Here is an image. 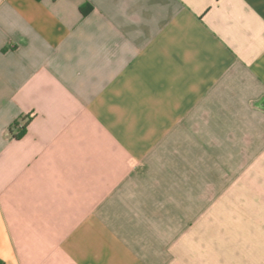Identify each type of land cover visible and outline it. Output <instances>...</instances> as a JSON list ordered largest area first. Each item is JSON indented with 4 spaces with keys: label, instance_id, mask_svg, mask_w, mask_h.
Segmentation results:
<instances>
[{
    "label": "crops",
    "instance_id": "crops-1",
    "mask_svg": "<svg viewBox=\"0 0 264 264\" xmlns=\"http://www.w3.org/2000/svg\"><path fill=\"white\" fill-rule=\"evenodd\" d=\"M0 264H264V0H0Z\"/></svg>",
    "mask_w": 264,
    "mask_h": 264
},
{
    "label": "trees",
    "instance_id": "trees-1",
    "mask_svg": "<svg viewBox=\"0 0 264 264\" xmlns=\"http://www.w3.org/2000/svg\"><path fill=\"white\" fill-rule=\"evenodd\" d=\"M91 6H90V3L89 2H86L83 7L81 8V10L84 12L85 10L89 9ZM31 119V117L29 115H26V116H23L22 117V120L24 121V124L21 126V127H16L17 128V134H16V137H19V136H22L24 133H25V128H26V125L28 123V121Z\"/></svg>",
    "mask_w": 264,
    "mask_h": 264
}]
</instances>
